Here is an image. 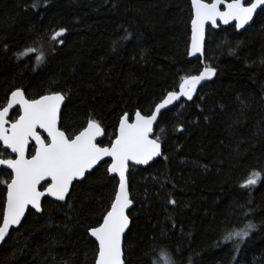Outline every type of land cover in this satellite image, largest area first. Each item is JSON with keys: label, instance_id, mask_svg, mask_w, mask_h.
<instances>
[{"label": "trees", "instance_id": "obj_1", "mask_svg": "<svg viewBox=\"0 0 264 264\" xmlns=\"http://www.w3.org/2000/svg\"><path fill=\"white\" fill-rule=\"evenodd\" d=\"M190 20L188 0H0V101L10 87L29 95L56 89L66 94L72 117L65 127L76 129L91 114L111 136L122 111L147 112L182 76L201 68L187 56ZM60 28L64 43L54 53L43 43L47 60L35 71L33 62L15 58ZM262 61L264 16L241 33L208 30L206 62L217 75L193 101L160 117L154 136L161 137L163 156L130 168L127 264H153L154 249L170 250L175 264H234L236 241L224 243L222 236L246 219L258 230L238 254L239 264H264V181L251 192L239 187L250 171L264 170ZM113 191L100 168L72 195L78 219L67 220L55 202L47 204L42 218L28 215L0 246V264H94L87 229L102 222Z\"/></svg>", "mask_w": 264, "mask_h": 264}, {"label": "snow or ice", "instance_id": "obj_2", "mask_svg": "<svg viewBox=\"0 0 264 264\" xmlns=\"http://www.w3.org/2000/svg\"><path fill=\"white\" fill-rule=\"evenodd\" d=\"M190 6L187 56L195 57L203 66L195 74L182 76L179 90L167 91L147 112L141 108L122 111L111 136L107 135L102 121L91 114L78 128L65 127V118L72 117L66 110L67 96L62 91L50 89L46 93L29 95L23 87H10L4 93L0 101V185L4 188V195L0 197V245L11 239L13 230L23 227L28 215L42 218L45 206L51 202L64 212L67 220L78 219L73 193L78 185L87 183L104 168L114 191L101 217L102 222L89 227L87 235L95 247L94 264H127L124 239L130 228L128 210L133 205L130 168L148 165L156 157L163 156L161 137L153 135L158 118L166 115L165 110H171L181 98L193 101L198 86L217 75V68L206 62L208 26L216 29L221 24L232 25L236 31H246L255 24L256 17L264 16V0H190ZM32 7L39 10L35 3ZM65 33V28L53 30L44 40L33 42L41 47L27 46L17 50L14 56L18 61L33 62L35 71L47 60L43 43L48 44L49 53H54L57 46L64 43L61 38ZM120 39L126 41L129 36L118 38L114 48ZM2 50L9 51L7 44ZM176 131L184 132L185 129L177 126ZM101 137L108 139L107 145L99 139ZM262 181L264 170L254 169L239 187L251 192ZM168 203L175 205L176 201L170 199ZM250 214L251 210L245 216ZM257 230L258 226L246 219L224 232V243L236 241L234 264H239L238 254L251 233ZM153 254L156 257L153 264H175L170 250L154 249Z\"/></svg>", "mask_w": 264, "mask_h": 264}, {"label": "water", "instance_id": "obj_3", "mask_svg": "<svg viewBox=\"0 0 264 264\" xmlns=\"http://www.w3.org/2000/svg\"><path fill=\"white\" fill-rule=\"evenodd\" d=\"M188 2H189V4H190V0H188ZM190 8H191V6H190ZM227 28V27H233L232 25H227V26H225V25H220V27L219 28H216V29H211V27L210 26H208V29L209 30H211V31H214V32H216V31H218L220 28ZM248 28H250V27H248ZM247 28V29H248ZM236 31V30H235ZM243 31H245V30H240V31H236L237 33H241V32H243ZM190 34H191V27H190ZM207 34V33H206ZM188 60L190 61V62H192V61H195V60H197L195 57H188ZM200 63V62H199ZM201 65V64H200ZM203 65H201V67H202ZM214 79V78H213ZM212 79V80H213ZM212 80H210V81H205V82H202V84L200 85V86H198V88H197V92H198V90L203 86V85H205V84H207V83H209V82H211ZM179 89H178V87H177V89H176V91H178ZM197 94V93H196ZM196 96V95H195ZM194 96V97H195ZM193 97V98H194ZM66 101V100H65ZM182 102H189V101H187V100H184V98H181V101H178V102H176V104H174V105H172L171 106V110L174 108V107H176L178 104H180V103H182ZM62 108H63V106H62ZM166 112H168V111H170V110H165ZM159 119L160 118H158V121H159ZM154 129H155V127H154ZM153 135H154V133H153ZM99 139H103V137H101V138H99ZM162 150V149H161ZM160 157H156L153 161H151L148 165H150L151 163H153V162H155L156 160H158ZM148 165H133V167H138V168H144V167H147ZM48 199H50V198H48ZM132 207H133V205H132ZM132 207L128 210V212H130L131 211V209H132ZM129 231V230H128ZM127 231V232H128ZM127 232L125 233V236H126V234H127ZM1 246V245H0Z\"/></svg>", "mask_w": 264, "mask_h": 264}, {"label": "flooded vegetation", "instance_id": "obj_4", "mask_svg": "<svg viewBox=\"0 0 264 264\" xmlns=\"http://www.w3.org/2000/svg\"><path fill=\"white\" fill-rule=\"evenodd\" d=\"M29 151H31V145L29 146ZM46 199H48V198H46Z\"/></svg>", "mask_w": 264, "mask_h": 264}]
</instances>
